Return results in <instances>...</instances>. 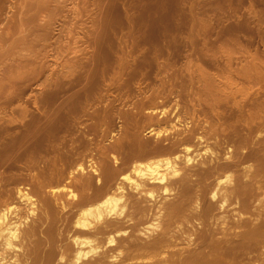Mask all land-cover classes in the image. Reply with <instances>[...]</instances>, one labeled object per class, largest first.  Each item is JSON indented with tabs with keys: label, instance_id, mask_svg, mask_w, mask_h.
<instances>
[{
	"label": "bare ground",
	"instance_id": "6f19581e",
	"mask_svg": "<svg viewBox=\"0 0 264 264\" xmlns=\"http://www.w3.org/2000/svg\"><path fill=\"white\" fill-rule=\"evenodd\" d=\"M13 2L31 41L0 53V264H264V85L239 82L264 59L232 70L240 34L163 32L129 2L41 78L66 3Z\"/></svg>",
	"mask_w": 264,
	"mask_h": 264
},
{
	"label": "rangeland",
	"instance_id": "374dc122",
	"mask_svg": "<svg viewBox=\"0 0 264 264\" xmlns=\"http://www.w3.org/2000/svg\"><path fill=\"white\" fill-rule=\"evenodd\" d=\"M13 1H17V0H13ZM13 1H11V0L5 1L4 4L0 8V34L2 35V37L0 35V45H1L0 53L8 51L9 46L12 45V43H11L12 41H10L11 39L15 40V38H16V41L14 42V44H16V45H17V43H19V42H17V40L20 41L19 39H21L20 36H22V37L25 36L26 38H29V41H31L30 35L24 34L26 29H25V31H21V32H24L23 33L24 35H21L20 34L21 32L16 33L17 31L15 32V29L13 28L14 27V21L17 19V18L16 19L12 18V16H11L12 10H13V5L15 6V2H13ZM35 1H38V2L42 1L39 4H43L45 1H46L45 3L47 4V2H48V0H34V2ZM57 1H59V2H57ZM65 1H68V2H65ZM123 1L126 2L127 0H123ZM123 1L122 0H113V2H112V0H109L107 3V0H56L57 4L66 3V5H64L65 6L64 8H66V9L63 11L61 10L59 12V15H61V16L58 15L59 19H58V17H56L58 20L54 21V23L55 22H57V23L53 24V26H52L53 28L50 29V30L53 29V31H51L52 33L50 31L49 32L51 34L48 32L50 34V35L49 34L48 35L51 36L50 39L47 38L48 36H45L47 38V40H49V41H47L45 38V43L46 42L48 44L51 43L50 44L51 46L50 45L49 46L52 47L51 48L52 50L51 49L49 50L50 47L49 46L47 47L46 46L47 44H44V41H43L42 46H39V47H41V49L44 48L43 45H45L47 47V48H44L43 50L40 51L41 52L40 56L44 58L43 59L40 57L41 58L40 61L42 64H46V66H47L46 67L45 65H42V67L45 66L44 68H42V69H44L43 72L41 71L42 69L40 66V69H41L40 71H41V75H42L40 77L43 78L44 75L46 76V74L48 72H50L54 69L60 68V64H65L68 56L70 57L71 60L73 58H75V56H73V54L72 55L70 54L71 52L68 53V51L70 50L71 47H69V50L67 49L68 46H72L70 44H71V40H74L73 38L76 37L74 40L75 46H74L73 41H72V44H73L72 47H74L75 49L78 47V49L80 48V51H82L81 49H83V47L80 46L79 44H82V42L84 41L82 36H84V37L86 36V32H84V31L86 29L88 30V28L90 27V20L92 19V16L97 14L100 18V16L102 15L101 16L102 19L105 16L104 17V18H106L105 20H107L108 22L109 21L113 22L112 24H116L117 25V26L115 25L116 27H118V26L120 27L122 22H123V17H124L123 11L125 10L126 7H129V6H127V4L129 5V2H131V4H133L135 6L134 11L136 10L135 11L136 13H134V14H136V15L139 14L140 12L144 11L146 7L149 9L151 8V17L154 19H155V16L158 17V19L160 21L159 22V29H161L163 32L168 31V29L173 27V25H179V26L184 25L185 29L183 30L182 34L185 36H187L189 33H195L199 30H201L202 33L204 31L208 32V33L213 32L212 34H217V33L221 32L224 36H230V37L233 35V33L240 34V36H241V37L239 36L240 37V44H235V45L233 44L231 46H228V48H230V53H231V58H232L231 63H230L232 70L234 69V67H235L234 70H236L237 67L240 69V68H242V66L244 68H246V66H247V68H248V65L250 66V64H251V59H250L251 56L250 55H252L253 53H254L253 55H255V56L258 55L257 57H259V58L261 57V60L264 59V56H263L264 55V53H263L264 52V0H128L127 4L126 3L123 4ZM98 2H100L101 4ZM111 2L112 3L115 2V5H117V7L115 6L116 9L107 7V6H111L110 5V4H112ZM16 3L18 5L19 0ZM105 3H106V5H105ZM22 4L23 3H21V5ZM73 5H77L78 7L82 6V9L84 6H86V8L89 9V12L84 13V11H83V14L82 13L79 14L78 17H76L75 20H73V19H71L72 13L68 10V7H72ZM94 5H96L97 7ZM124 5H126V6H124ZM69 9H71V8H69ZM101 10H102V12H101ZM95 12H97V13H95ZM18 13L19 12H17V14ZM90 13H92V14H90ZM102 13H105V14H102ZM121 13H122V15H121ZM80 15H82V16H80ZM108 16H109V19H108ZM44 17L46 18V14H39L37 20H40V22L39 21L38 22L39 23L43 22ZM72 20H73V22H72ZM69 21H71L72 24L75 22L76 23H75V25H72L71 22H69ZM69 25H71L70 26L71 28H73V26L75 27V28H73V31H72V32L75 31L74 33H72V32L69 33L68 29L72 30L69 27ZM11 26H13V27H11ZM66 26H68L69 28H67ZM237 27H240L241 30H240V28L237 29ZM58 28H60L61 30ZM11 29L12 30L14 29V30L12 31ZM242 30H243V32H242ZM65 32H67V33H65ZM7 33H9L11 36L9 34L7 35ZM12 33H14V34L12 35ZM18 34H19V36H18ZM152 34H154V33L152 32ZM3 35H5V36H3ZM6 35H7V37H6ZM73 35H75V37ZM3 37H4V39H3ZM31 38H33L32 35H31ZM128 43L130 44V42H128V41H126V42L121 41L120 44L122 46L126 45L125 47H127V45H129ZM52 44L54 45V47L52 46ZM38 45H40V44H38ZM12 46H14V45H12ZM55 47L59 50L60 53L57 51V49ZM54 48H55V50H54ZM66 49H67V52H64ZM24 52L25 51H23V53ZM56 52H58L61 56L59 54H58L59 56L56 55L57 54ZM23 53H21V54H23ZM43 53H44V55H43ZM82 53H84L85 56H87L89 54V52H87V51H83ZM55 56H57L58 58H54ZM2 57L0 58V62H3L7 58L5 61H7V64L10 63L9 62V61H11L10 54H9V58H8V56H6V54L2 55ZM1 59L3 61H1ZM52 59L53 60L56 59L57 61L54 60L55 61L54 62ZM70 59H68L67 62L70 61ZM4 62L1 64H4ZM47 62H49L50 65ZM58 62H60V64ZM263 62L259 67L261 69V71H259L260 69L258 70L260 73L256 74L255 72L251 71V72H249L248 76L247 75H242V76L240 75L241 76V77L239 76L240 81L237 80L238 76H236L235 77L236 80L241 82V84L244 86L252 87V89H253V87H254V89H256L259 86L263 87L262 85H264V82H263L264 79H263V77H261L263 75V72H264V70H263L264 69L263 68L264 63ZM55 63H58L59 66H58V64H55ZM5 64H6V62H5ZM48 66H50V67L48 68ZM53 67H55V68H53ZM45 68L48 70H46ZM238 68H237V70H238ZM39 74H40V72H39ZM252 76L255 79H253ZM244 80H245V84L243 83ZM257 81L258 82L261 81V83L258 84ZM255 82H257L256 83L257 86L255 85ZM168 99L171 100L172 97L169 96ZM172 108L173 107H171L170 109L173 110ZM169 116L173 120L174 112L170 113Z\"/></svg>",
	"mask_w": 264,
	"mask_h": 264
}]
</instances>
